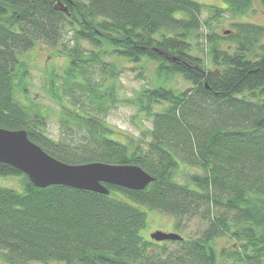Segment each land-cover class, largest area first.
<instances>
[{
    "label": "trees",
    "instance_id": "obj_1",
    "mask_svg": "<svg viewBox=\"0 0 264 264\" xmlns=\"http://www.w3.org/2000/svg\"><path fill=\"white\" fill-rule=\"evenodd\" d=\"M223 1L225 7L196 0H0V126L26 129L68 163L137 164L155 177L143 190L107 184L111 191L104 194L59 183L38 187L0 162V174L22 177V190L0 185L3 260L264 264V23L238 20L225 35L207 32V50L191 41L209 24L201 19L205 7L214 9L212 18L222 11L237 17L255 2L264 8V0ZM69 32L75 45L66 50L65 96L56 93L57 79L50 82L62 106L56 140L45 132V112L17 98H27L22 54L37 44L68 49L63 39ZM221 39L231 44L224 47ZM105 54L143 69L155 63L157 81L150 78L152 86L128 98L151 123L136 138L114 139L105 120L107 109L123 100L120 68L112 64L109 82L86 75L88 66L107 63ZM174 74L191 85L168 84ZM141 205L173 215L184 239H145ZM221 237L232 243L218 250Z\"/></svg>",
    "mask_w": 264,
    "mask_h": 264
},
{
    "label": "rangeland",
    "instance_id": "obj_2",
    "mask_svg": "<svg viewBox=\"0 0 264 264\" xmlns=\"http://www.w3.org/2000/svg\"><path fill=\"white\" fill-rule=\"evenodd\" d=\"M204 4L223 6L226 4L223 0H196ZM178 14H180L178 12ZM215 11L212 7H205L201 14L202 22L208 20L209 24L203 23L202 27L198 29L197 36L191 41L197 44L198 48H209V41L206 37L207 32H216L220 35L224 34V29H231L232 23L235 21H253L256 23H264V8L260 6L258 2H255L254 9L248 13L234 17L231 12L222 11L220 17L212 18ZM63 43L67 44V48L60 44L55 47H51L46 44H37L31 50L22 54L28 65L29 76L27 81V98L23 97L22 93H18L17 98L21 99L23 103H28L34 109H41L47 116V130L45 131L53 139H59L61 137L60 130V111L62 109L59 100L52 94L50 82L52 78L57 79L56 93L58 96H65L66 89H64L68 81L64 77L65 69L70 64V58L67 56L66 50L71 49L75 45V41L72 40L71 32L66 33L63 39ZM222 46L226 47L231 44L229 39H221ZM83 46L91 47L90 44L83 42ZM65 52V53H64ZM199 56H203V52L199 49L195 51ZM104 61L106 64L95 63L94 66L87 67L86 75L93 80H101L103 76L108 78L109 82L112 79L111 71L112 64L117 65L120 68L116 75V82L119 85L121 96L123 100L119 101L112 108L106 111V122L114 129V132L110 135L114 139H120V141H126V136H133L134 138L142 134V129L145 126H151L150 120L146 119L138 111L139 108L135 103H132L128 98H132L142 86H152L150 78L157 81L158 75L155 70V63L152 61L147 62V67L143 69L140 64L134 62H128L115 55L105 54ZM110 62V63H108ZM126 66V67H123ZM117 67V69H118ZM160 80L164 79V75L159 77ZM170 79V80H169ZM169 80L168 84L174 86L176 89H184L191 85L180 74H174ZM0 185L14 187L22 190V177L18 175H2L0 174ZM117 197H122L121 193L114 191L112 193ZM143 211H146V225L140 231L145 239H151V234L155 230H162L167 232H179L185 234L182 230H179L175 225V218L173 215L161 212L159 210L152 209L148 206L141 205ZM187 232V231H185ZM228 242L232 241L228 237H221L216 239V246L218 250H222L227 247ZM0 264H10L3 260L0 256Z\"/></svg>",
    "mask_w": 264,
    "mask_h": 264
},
{
    "label": "water",
    "instance_id": "obj_3",
    "mask_svg": "<svg viewBox=\"0 0 264 264\" xmlns=\"http://www.w3.org/2000/svg\"><path fill=\"white\" fill-rule=\"evenodd\" d=\"M67 11L66 6L61 7ZM229 32V31H228ZM0 162L24 172L38 187L54 184L109 194L107 184L140 190L154 180V176L137 164H113L102 161L68 163L47 153L33 141L26 129H8L0 126ZM156 241L182 240L179 232L155 230Z\"/></svg>",
    "mask_w": 264,
    "mask_h": 264
}]
</instances>
